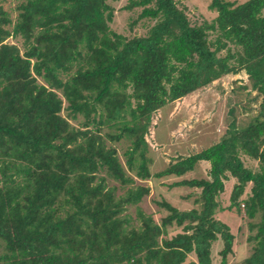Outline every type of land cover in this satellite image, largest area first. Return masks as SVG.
Instances as JSON below:
<instances>
[{
	"label": "trees",
	"instance_id": "trees-1",
	"mask_svg": "<svg viewBox=\"0 0 264 264\" xmlns=\"http://www.w3.org/2000/svg\"><path fill=\"white\" fill-rule=\"evenodd\" d=\"M133 9L155 23L128 39L110 29L108 0H20L15 21L0 6V264H212L218 238L227 264L234 237L215 215L228 176V208L244 206L255 243L242 264H264V0H211L217 16L200 26L174 0H129ZM240 72L262 96L258 114L152 176V115ZM116 144H127L124 165ZM199 162L208 180L174 184L201 189L199 209L157 203L168 213L159 223L144 213L149 188L136 180L182 177Z\"/></svg>",
	"mask_w": 264,
	"mask_h": 264
},
{
	"label": "rangeland",
	"instance_id": "rangeland-1",
	"mask_svg": "<svg viewBox=\"0 0 264 264\" xmlns=\"http://www.w3.org/2000/svg\"><path fill=\"white\" fill-rule=\"evenodd\" d=\"M129 0H120L108 3L114 9L113 21L109 24L110 29L128 39L133 37H144L154 25V21L138 20L141 9L125 10ZM179 9L183 10L192 26H200L211 23L217 16L215 11L209 9L211 0H174ZM237 5L247 0H227ZM20 0H0V6L9 13L12 21L18 15L17 6ZM216 34L209 33V40H214ZM16 44L22 52V42L19 39L8 40ZM232 50L235 48L231 47ZM225 54V53H223ZM40 82V81H39ZM262 96L252 90V83L244 72L238 75H228L201 88L190 95L167 104L155 112L151 117V125L145 140L149 145V158L151 164L149 170L152 176L165 170V168L176 161L218 143L234 130H242L258 114ZM66 106V105H65ZM63 116L66 112L62 113ZM235 127L232 129L231 124ZM75 124V122H72ZM127 144H116L120 162L124 165L123 152ZM244 166L253 171H259L258 163L245 155H240ZM210 164L199 162L193 171L182 177L167 176L162 178L152 177L148 181L136 180L138 184L149 188V194L144 197L139 207L147 215H151L159 223L168 213L158 207L157 203L166 202L179 211H190L199 209L196 200L200 197L201 189L187 186L175 187L174 184L183 180H208ZM236 180L228 176L224 180V192L219 196L220 209L215 218L229 227L233 235L232 253L228 255L227 264H242L250 256L255 243L249 242L248 237L252 234L248 229L250 222L245 215L244 206L240 210L230 206V194ZM247 184L240 201L244 200L251 189ZM134 217V209L130 210ZM258 218V217H257ZM258 219H256L257 221ZM169 237L180 233L176 227L168 229ZM223 242L220 238L212 244V264H220V251ZM195 256L189 255L187 262L194 261Z\"/></svg>",
	"mask_w": 264,
	"mask_h": 264
}]
</instances>
